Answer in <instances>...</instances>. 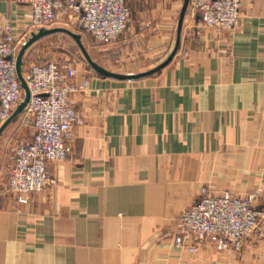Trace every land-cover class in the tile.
Wrapping results in <instances>:
<instances>
[{"label": "crops", "instance_id": "0c3cea01", "mask_svg": "<svg viewBox=\"0 0 264 264\" xmlns=\"http://www.w3.org/2000/svg\"><path fill=\"white\" fill-rule=\"evenodd\" d=\"M127 4L126 31L105 45V66L97 63L143 75L175 54L135 80L79 67L88 89L72 104L83 123L67 140L68 158L49 164L57 183L27 204L8 190L22 114L8 125L0 136V264H264L258 236L239 253L175 244L181 215L204 188L259 193L264 212V0H242L234 32L205 26L189 5L183 16L187 0ZM30 22L29 5L0 3V26L12 23L15 39ZM55 28L86 33L69 21L45 29Z\"/></svg>", "mask_w": 264, "mask_h": 264}, {"label": "built area", "instance_id": "2783aa9c", "mask_svg": "<svg viewBox=\"0 0 264 264\" xmlns=\"http://www.w3.org/2000/svg\"><path fill=\"white\" fill-rule=\"evenodd\" d=\"M3 0H0V3ZM31 8L30 32L15 39L12 23L0 26V125L8 121L23 102L25 91L17 72V59L31 35L59 22L79 23L99 44L116 42L131 19L127 0H16ZM189 11L205 26L234 32L242 21V0H189ZM72 63H32L24 72L31 98L22 115L33 127L28 142L15 149L9 171L8 190L19 203L27 204L35 193L57 183L49 164L68 158L67 140L83 118L72 96L88 89L78 82ZM259 193L246 197L231 192L214 195L204 188L198 201L177 224L176 247L197 253L207 244L217 251L242 252L252 236L264 238V212L257 207Z\"/></svg>", "mask_w": 264, "mask_h": 264}, {"label": "rangeland", "instance_id": "374dc122", "mask_svg": "<svg viewBox=\"0 0 264 264\" xmlns=\"http://www.w3.org/2000/svg\"><path fill=\"white\" fill-rule=\"evenodd\" d=\"M71 31H74L75 33H81L83 35V43L85 47H87V51L89 52L90 56H92V59L94 58L96 62L105 66L106 44L98 43L99 47L96 48L93 46L90 35L83 33L78 29H73ZM25 57L26 60L24 72H27L30 65L34 62L38 64H44L49 61H59L63 64L72 63L78 69L81 67L83 70L93 71L77 42L72 37L64 34L54 35L42 39L31 48ZM20 119H22L19 129L20 141L17 146L28 141L34 133L33 127L30 123H28L26 116L21 115Z\"/></svg>", "mask_w": 264, "mask_h": 264}, {"label": "water", "instance_id": "95a60500", "mask_svg": "<svg viewBox=\"0 0 264 264\" xmlns=\"http://www.w3.org/2000/svg\"><path fill=\"white\" fill-rule=\"evenodd\" d=\"M189 5V0H187V5L185 7V10L183 12V16L186 12V9ZM183 18V17H182ZM200 18V16L198 17ZM183 20V19H182ZM182 23V21H181ZM56 33H64L67 34L69 36H71L76 42L77 44L80 46L81 50L83 51L86 59L88 60L89 64L91 65V67L98 72L99 74L103 75L104 77H108V78H112V79H117V80H135L138 79L140 77H144V76H148L150 74H153L157 71H160L161 69H163L164 67H166L170 61L172 60L174 54L171 55V57L165 62L163 63L160 67H158L157 69L143 74V75H134V74H129V75H123V74H118V73H113L109 70H107L105 67L99 65L97 62H95L92 57L90 56L89 52L87 51L85 45L82 42V37L81 35H78L77 33H74L68 29H64V28H55V29H41L38 33H33L32 37L28 40V42L26 43V45H24L19 53L18 59H17V72H18V76L19 79L22 83V87L25 91V97L23 102L17 107V109L14 111L13 115L11 116V118L6 121L2 127L0 128V136L2 135V133L5 131V129L8 127V125L14 120L16 119L19 115L23 114L24 110L26 109L30 98H31V92L27 83V80L25 78L24 75V57L25 54L27 52V50L37 41L49 36V35H53Z\"/></svg>", "mask_w": 264, "mask_h": 264}]
</instances>
